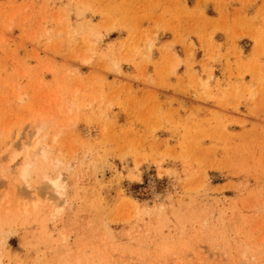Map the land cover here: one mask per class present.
<instances>
[{"label":"rangeland","instance_id":"obj_1","mask_svg":"<svg viewBox=\"0 0 264 264\" xmlns=\"http://www.w3.org/2000/svg\"><path fill=\"white\" fill-rule=\"evenodd\" d=\"M34 124L37 210L0 160V264L264 262V0H0V149Z\"/></svg>","mask_w":264,"mask_h":264},{"label":"bare ground","instance_id":"obj_2","mask_svg":"<svg viewBox=\"0 0 264 264\" xmlns=\"http://www.w3.org/2000/svg\"><path fill=\"white\" fill-rule=\"evenodd\" d=\"M15 100L18 102H22L24 100L23 95H15ZM34 132L28 137L25 143H22L21 146H17L14 139L9 141L5 147L0 149V160L6 158L9 155V158L6 162L7 164L12 163L14 160L23 156L25 162L23 165L18 169L17 178L14 183H17L24 189H20L14 197L15 206L21 207L22 212H27L29 207L33 211L37 210L38 208V201L36 198H32V184L31 181L33 180L32 173L33 167L36 165V161L40 160L41 162L47 161V145L43 143V137L39 136L40 131L42 130V124H34L33 125ZM20 138V134L16 132L15 139ZM17 147V149H15ZM57 163V162H56ZM33 169V170H32ZM42 179V180H41ZM3 183V182H2ZM44 185V189L49 191L51 195L55 197L56 200H51L50 198H44L45 201H49L50 205L53 207L54 201H62L64 199V192L66 188V184L62 175L59 174L54 178L49 177L47 174L43 173L40 177V184ZM17 184V185H18ZM43 186L41 185L38 187V190L41 191ZM9 192H5L0 195V206L4 199L9 200ZM22 201H25L22 202ZM9 204V202H7ZM10 205V204H9ZM22 205V206H21ZM57 207V206H56ZM8 210V209H7ZM55 210V208H54ZM10 211V210H9ZM255 259L253 256H247L245 252H242L240 255V263L241 264H264V262L260 261H252ZM225 261L229 262V259H224ZM197 261V260H196ZM225 261L223 262L224 264ZM222 263V264H223ZM238 263V262H237Z\"/></svg>","mask_w":264,"mask_h":264}]
</instances>
